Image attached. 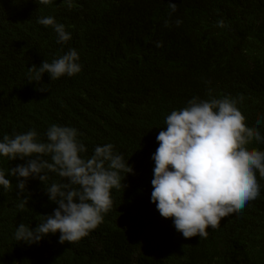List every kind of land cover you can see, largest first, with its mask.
Returning a JSON list of instances; mask_svg holds the SVG:
<instances>
[{
  "label": "trees",
  "instance_id": "trees-1",
  "mask_svg": "<svg viewBox=\"0 0 264 264\" xmlns=\"http://www.w3.org/2000/svg\"><path fill=\"white\" fill-rule=\"evenodd\" d=\"M40 16L63 23L71 40L58 43ZM70 48L81 72L52 81L45 73L48 91L29 82V67ZM225 96L240 101L249 126L261 119L264 135V0H0V139L35 129L43 141L52 124L75 127L86 157L112 143L133 167L89 235L61 244L57 232L29 245L15 240L17 226L34 229L58 205L39 179L20 193L9 172L26 160L0 156L12 181L7 191L0 186V264H264L258 171L260 195L206 237H184L151 201V157L166 116L193 97ZM63 179L53 172L46 183Z\"/></svg>",
  "mask_w": 264,
  "mask_h": 264
},
{
  "label": "clouds",
  "instance_id": "clouds-1",
  "mask_svg": "<svg viewBox=\"0 0 264 264\" xmlns=\"http://www.w3.org/2000/svg\"><path fill=\"white\" fill-rule=\"evenodd\" d=\"M36 2L50 5L54 0ZM66 2L71 6L72 0ZM37 22L50 26L58 43L72 38L53 16H40ZM218 26L226 27L223 20ZM79 60L77 50L70 48L51 62L33 64L27 78L40 85L39 91H48L44 74L51 81L72 77L82 71ZM239 102L229 96L193 97L186 107L166 116V126L156 136L159 146L151 157L155 162L151 201L162 217L172 218L176 230L186 238L206 237V229L218 227L222 218L239 212L260 195L256 173L264 178V150L249 145L264 143L261 119L249 126ZM44 135L42 141L31 129L0 139V156L26 160L9 172L16 178L17 190L23 193L29 179H39L49 200L58 205L34 229L21 222L14 238L31 245L59 232L61 244L78 242L103 222L113 208L112 190L125 188L123 180L133 167L112 143L97 145L86 157V145L75 127L52 124ZM53 172L63 181L47 184ZM11 185L5 169L0 168V186L7 191Z\"/></svg>",
  "mask_w": 264,
  "mask_h": 264
}]
</instances>
